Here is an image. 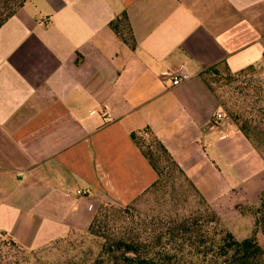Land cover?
Instances as JSON below:
<instances>
[{"label":"crops","instance_id":"crops-1","mask_svg":"<svg viewBox=\"0 0 264 264\" xmlns=\"http://www.w3.org/2000/svg\"><path fill=\"white\" fill-rule=\"evenodd\" d=\"M218 66H264V0L26 1L0 27V238L38 254L141 197L158 175L132 136L218 215L256 206L264 160L215 121Z\"/></svg>","mask_w":264,"mask_h":264},{"label":"trees","instance_id":"trees-1","mask_svg":"<svg viewBox=\"0 0 264 264\" xmlns=\"http://www.w3.org/2000/svg\"><path fill=\"white\" fill-rule=\"evenodd\" d=\"M26 1L28 0H4L2 6L4 12H0V27ZM223 67L232 78H238L255 69L249 67L239 72L231 73L226 66ZM216 68L211 67L208 71L216 74ZM208 88L213 93L212 89ZM256 97L257 101H262L264 105V90L257 91ZM232 122L264 160V154H262L264 151V109L258 110L257 115L244 116L243 114H236L233 116ZM132 140L158 175V180L151 187L152 189L161 182L163 171L155 161L152 152L143 150L141 143L135 136H132ZM153 140L166 160L187 180L165 148L155 138ZM193 189L195 190L194 187ZM195 192L204 208V212L202 211L199 215L189 216L181 221L142 222L135 230L137 232H134V236L104 241L98 246L95 258H91L90 255H84L79 257L77 262L72 260L71 264H264V249L257 243L255 237L252 236L242 241L235 239L221 225L209 205L198 192L196 190ZM137 200L125 207L110 204L101 205L100 213L98 212L95 216L90 227L82 232H86V234L96 238L97 231L95 228L102 211L106 212L117 208L124 215ZM253 217L254 231L259 230L264 236V193L259 197L258 203L253 210ZM78 233L71 232L64 238L52 242L43 250L52 252L56 248L51 245L63 242ZM7 241L19 250H25L22 253L24 255L17 260L16 264H25L30 259V255L34 254V252L28 251L10 240ZM49 246L51 247L48 248ZM24 252H28L29 255Z\"/></svg>","mask_w":264,"mask_h":264},{"label":"rangeland","instance_id":"rangeland-1","mask_svg":"<svg viewBox=\"0 0 264 264\" xmlns=\"http://www.w3.org/2000/svg\"><path fill=\"white\" fill-rule=\"evenodd\" d=\"M3 1L0 0V12H4ZM201 75L206 85L212 89L221 113L230 122L236 114L257 115L258 110L264 109L262 101H257L256 97L257 91L264 90V66L257 67L254 71L238 78H232L223 66L216 68V74L205 69ZM139 142L143 150L152 152L163 171L161 182L141 196L124 215L117 208L102 211L95 228L96 238L86 232H79L63 242L51 245L56 248L52 252L42 250L38 254L30 255V259L25 264H71L72 260L77 262L79 257L84 255L95 258L98 246L104 241L134 236V232H137L135 230L142 222L181 221L204 212L192 185L166 160L153 137L149 134L143 135L139 138ZM209 208L211 209L210 206ZM254 208L255 206H236L235 210L223 209L219 215L212 209L211 211L235 239L242 241L254 236L264 249V236L259 230L254 231ZM99 209L96 215L100 213ZM239 216L243 220L235 221ZM23 251L10 244L7 239L0 238V264H16L24 255ZM24 253L29 255L28 252Z\"/></svg>","mask_w":264,"mask_h":264},{"label":"built area","instance_id":"built-area-1","mask_svg":"<svg viewBox=\"0 0 264 264\" xmlns=\"http://www.w3.org/2000/svg\"><path fill=\"white\" fill-rule=\"evenodd\" d=\"M188 78V76L187 75H185V76H182V77H180V76H173V78H172V81H171V85L172 86H177V85H179L183 80H185V79H187ZM224 119V116H223V114L220 112V113H217L216 115H215V121H217V122H219V121H221V120H223ZM215 122H214V120L212 121V120H209V121H207V124H209V125H213ZM79 193V192H78Z\"/></svg>","mask_w":264,"mask_h":264}]
</instances>
